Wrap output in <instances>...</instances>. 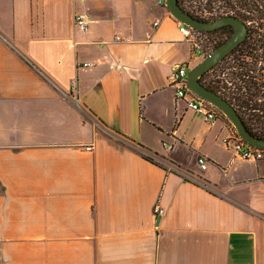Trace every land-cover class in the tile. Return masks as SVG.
Wrapping results in <instances>:
<instances>
[{
	"label": "crops",
	"instance_id": "crops-1",
	"mask_svg": "<svg viewBox=\"0 0 264 264\" xmlns=\"http://www.w3.org/2000/svg\"><path fill=\"white\" fill-rule=\"evenodd\" d=\"M202 58L154 0H0V264H264V158L170 83Z\"/></svg>",
	"mask_w": 264,
	"mask_h": 264
},
{
	"label": "flooded vegetation",
	"instance_id": "flooded-vegetation-1",
	"mask_svg": "<svg viewBox=\"0 0 264 264\" xmlns=\"http://www.w3.org/2000/svg\"><path fill=\"white\" fill-rule=\"evenodd\" d=\"M183 1L185 10L200 21H215L225 16H233L241 19L248 26L247 37L252 35L258 40L259 44H264V0ZM195 30H197L208 39V44L212 49L210 52H212L218 47L217 46L213 48V46L221 38L226 37L225 31L230 32L228 37L230 38L234 33L235 28L231 24H225L214 29L201 30L195 28ZM234 59L236 60L235 56L232 57L226 55L204 73V81H206L208 84H215L219 83V81H226L230 85H233L234 81H240V83L246 84L254 79L259 80L258 77H253V75L257 72H253V70H251L250 73H254L253 75L250 73H244V69L238 67ZM260 63L261 61L259 62V64ZM262 70L264 71V68Z\"/></svg>",
	"mask_w": 264,
	"mask_h": 264
},
{
	"label": "water",
	"instance_id": "water-1",
	"mask_svg": "<svg viewBox=\"0 0 264 264\" xmlns=\"http://www.w3.org/2000/svg\"><path fill=\"white\" fill-rule=\"evenodd\" d=\"M167 6L173 16H175L178 20L193 26L194 28L209 30L225 24H231L234 26L235 31L232 36L212 52L205 55L202 60L190 70L187 76V85L194 92L210 101L222 112H224L235 125L242 139L256 147L264 148V137H259L253 134L248 129L237 108L223 95L203 84L200 79V77L207 70L228 55L234 48L246 39L248 35V26L246 23L233 16H225L209 22L200 21L186 11L180 5L179 0H167Z\"/></svg>",
	"mask_w": 264,
	"mask_h": 264
},
{
	"label": "built area",
	"instance_id": "built-area-1",
	"mask_svg": "<svg viewBox=\"0 0 264 264\" xmlns=\"http://www.w3.org/2000/svg\"><path fill=\"white\" fill-rule=\"evenodd\" d=\"M156 4L167 7V0H154ZM88 16L85 13H77L75 15L76 26L81 30H86L88 27ZM160 23V19L156 18L153 21V25L157 26ZM180 31L184 37L192 43L194 52L204 57L207 55V47L205 45L204 37L195 28L185 22L179 20ZM93 62H84L83 66H90ZM188 65L179 63L176 64L170 75V83L176 88V96L180 99H184L186 104L192 110L201 113L206 120L215 119L221 110L210 101L206 100L187 85ZM227 144L232 147L234 152L244 159L260 160L264 158V148L256 147L246 142L240 135H237L227 141ZM170 147V146H168ZM88 148H91L89 146ZM198 164L202 169H205L208 165V159L205 155H198ZM156 215L163 213V208L156 205L154 208Z\"/></svg>",
	"mask_w": 264,
	"mask_h": 264
},
{
	"label": "trees",
	"instance_id": "trees-1",
	"mask_svg": "<svg viewBox=\"0 0 264 264\" xmlns=\"http://www.w3.org/2000/svg\"><path fill=\"white\" fill-rule=\"evenodd\" d=\"M180 5L185 9V5H184V1L183 0H179ZM226 33V37L221 38L214 46L213 48L219 46L220 44H222L228 37H229V33L228 31H225ZM204 37V41H205V45L207 47V54L212 50L210 45L208 44V39L202 35ZM264 50V44H259L258 40L253 37L252 35L248 36L245 40H243L235 49H233L227 56H232L236 58V65L242 69H244V73H250L251 70H253V72H257V73H250V74H254L253 77H257V74L259 72V70H262L263 68L258 69L259 67L256 66V64H258L261 60H262V54H259L258 51ZM264 52V51H263ZM251 60H256V64L254 65ZM262 62V61H261ZM263 71V70H262ZM201 81L203 84H205L206 86H208L209 88L215 90L216 92L220 93L221 95H223L225 98H227L239 111V113L241 114L242 118L244 119L245 124L247 125L248 129L255 134L256 136L259 137H264V131H257L255 129H253L250 124L247 122V120L244 118V116L241 113V110L239 109V105H237L235 102H233L231 100V98L229 96H226L225 94H223L222 89L225 90L226 87L222 86L220 84H222L223 82L219 83H215V84H208L206 81H204V74L200 77ZM242 84V83H241ZM235 85V84H233ZM243 88L245 89L246 93H248V90L251 89L252 87L254 89H258L259 88H263L262 92L264 93V82H259L257 81V79L252 80L249 83L246 84H242ZM231 88V87H230ZM229 89V88H228ZM258 120L260 121V116H258ZM144 157L148 158L151 161H155V159L146 154L143 153Z\"/></svg>",
	"mask_w": 264,
	"mask_h": 264
},
{
	"label": "rangeland",
	"instance_id": "rangeland-1",
	"mask_svg": "<svg viewBox=\"0 0 264 264\" xmlns=\"http://www.w3.org/2000/svg\"><path fill=\"white\" fill-rule=\"evenodd\" d=\"M189 0H187L188 2ZM188 4V3H187ZM264 50H259L258 53L262 54V62L259 64H256V60L252 63L257 67L264 68ZM257 77L259 82H264V71L259 70ZM235 85H230L226 81H224L221 85L225 86L226 89L223 90V94L226 96H229L233 102H235L237 105H239V109L241 110L242 115L247 120V122L250 124V126L257 130V131H264V93L262 92V87L256 90L253 87L248 90V93H246L245 89L243 88V85L240 83V81H234ZM228 87H231L228 89ZM258 116H260V121L258 120ZM122 138V137H120ZM122 140L126 141L124 138ZM186 178L193 177L190 173L184 174Z\"/></svg>",
	"mask_w": 264,
	"mask_h": 264
}]
</instances>
